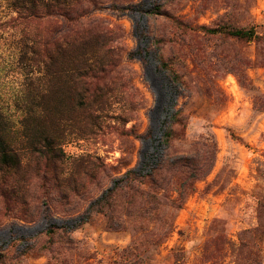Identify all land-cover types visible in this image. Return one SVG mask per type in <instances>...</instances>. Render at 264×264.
<instances>
[{
	"label": "rangeland",
	"instance_id": "rangeland-1",
	"mask_svg": "<svg viewBox=\"0 0 264 264\" xmlns=\"http://www.w3.org/2000/svg\"><path fill=\"white\" fill-rule=\"evenodd\" d=\"M82 1L96 4L88 18L110 29L113 42L99 51L104 64L90 91L71 98L58 92L49 110L36 109L34 127L50 139L40 142L42 153L29 154L21 52L44 35L43 23L21 21L11 0H0V110L21 157L18 168L0 165V264H126L130 247L144 264H264V111L253 104L264 97V43L184 36L167 19L136 9L155 0ZM222 1L171 0L166 7L208 24L224 11ZM246 1L234 19L264 33V0ZM146 31L161 39L158 48L144 50L147 39L135 32ZM156 56L182 82L177 90ZM44 59L40 53L28 61L33 77ZM166 121L173 135L162 152ZM176 156L193 159L172 167ZM153 167L138 192L123 186L107 196L110 206L97 202L115 182L123 185L128 170ZM179 189L189 192L175 208Z\"/></svg>",
	"mask_w": 264,
	"mask_h": 264
},
{
	"label": "trees",
	"instance_id": "trees-1",
	"mask_svg": "<svg viewBox=\"0 0 264 264\" xmlns=\"http://www.w3.org/2000/svg\"><path fill=\"white\" fill-rule=\"evenodd\" d=\"M168 1L171 0H155L148 9H136L145 16H161L167 19L184 36L200 32L204 37H225L233 41L264 43V33L258 31L256 23L246 21L245 24L239 25L237 20L234 19L233 9L244 7L243 9L246 11V0H223L222 2L225 4L224 11L208 24H194L187 18L175 15L173 11L166 7ZM194 1L199 6H204L214 0ZM92 4L93 7L89 8L86 2L82 0H11V6L21 21L41 22L44 30L43 36H38L32 39L31 42H24L21 52V60L24 61V68L27 69V74H29L28 86L21 105L24 112L21 122L25 128L22 144L25 145L29 154L42 153L43 151L38 148L40 142L43 140L47 145L50 139L34 127L39 120L36 109L49 110L52 107L50 98L58 92L66 94L68 98H71L73 94L79 96L82 92H88L90 91V82L97 83L100 79V73L102 72L100 68H102L105 58L99 51L112 43L113 38L107 34L111 30H106L100 20L88 18L92 11L99 9L96 4ZM133 8L135 9L134 4L132 5ZM135 35L139 40L147 39L148 45L144 49L146 51H149V47L151 48L153 44H156L155 47L158 48V41L161 40L147 31L138 35L135 32ZM40 53L46 58V60H41L43 62V72L40 76L33 77V71L28 67V61H33L35 55ZM156 58L158 70L165 76L167 82L177 90L182 82L177 80V76L169 70L163 59L159 56H156ZM33 81H35L36 86H33ZM245 81L241 76L239 77L242 86H245ZM93 90L95 96H98L99 89L95 86ZM253 104L256 110L264 111V97L254 98ZM172 123L173 121L164 122L159 141V148L162 149V152H165L170 146L173 135ZM8 131L9 123L0 110V165L18 168L21 163L20 153L12 149L8 141ZM208 136L214 139L212 133H208ZM191 159L193 158H189V156H176L172 159L170 166L175 167L178 163ZM157 168L153 167L150 173H142L137 169L128 170L124 175L125 182L123 185L115 182L113 187L109 188L103 194V198L97 202H106L109 194L123 186L138 192L144 184L143 180L145 178L151 179L154 170ZM196 172L190 174L191 178H197ZM188 192L186 189H179L175 199V208L181 207ZM94 205L92 204L88 211L95 210ZM107 206H110L108 200ZM56 228L61 227L57 226ZM111 228L116 230L117 225ZM68 230L72 231L73 229L68 228ZM170 231L171 227L169 225L166 234ZM132 248L126 250V256H128L126 264H144L142 257L136 253V248Z\"/></svg>",
	"mask_w": 264,
	"mask_h": 264
}]
</instances>
